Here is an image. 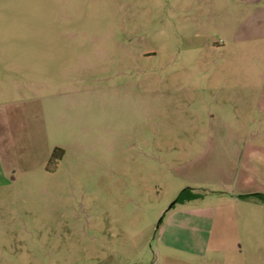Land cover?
Masks as SVG:
<instances>
[{
    "label": "rangeland",
    "instance_id": "1",
    "mask_svg": "<svg viewBox=\"0 0 264 264\" xmlns=\"http://www.w3.org/2000/svg\"><path fill=\"white\" fill-rule=\"evenodd\" d=\"M247 1L0 0V101L32 77L45 107L25 156L1 129L0 264H264V203L236 197L264 194Z\"/></svg>",
    "mask_w": 264,
    "mask_h": 264
},
{
    "label": "crops",
    "instance_id": "2",
    "mask_svg": "<svg viewBox=\"0 0 264 264\" xmlns=\"http://www.w3.org/2000/svg\"><path fill=\"white\" fill-rule=\"evenodd\" d=\"M255 1V0H253ZM247 3H253L251 1H247ZM32 77L30 79H25V82L23 85H17L15 84L14 87L12 88V94L14 95H19V100H13L11 102H7L6 100H1L0 101V107L1 106H6L9 104H16L17 108L20 109L21 111V115H16V113L10 117H0V140H1V129H6L9 128L11 129V132H13L16 135V139L14 141H16V145L15 148L16 150H18L19 154L24 155L25 153L23 152V145L25 143V138L23 136V131L22 130H26V131H30L29 135L34 139H37V134H38V130H39V122H37L36 117H34V115H37L39 113V115L44 118V112H45V107L43 106V97H41L36 89V85L33 84L32 82ZM1 93V92H0ZM16 110V107H15ZM26 118L27 116V120L24 118ZM35 118L36 122H31V119ZM46 121L44 120V123ZM38 123V124H37ZM33 129H32V126ZM21 130V135L18 137L17 136V132ZM5 136H8V133H4ZM29 144V141H28ZM1 145V143H0ZM18 145V147H17ZM46 152L50 153V150H46ZM47 155V157H48ZM25 156V155H24ZM1 159V158H0ZM26 160V159H25ZM46 160V159H45ZM44 163H41V167H45V161ZM10 161H7V163H9ZM44 165V166H43ZM11 170L10 172H18L21 171V168H14L13 166H11ZM27 171V170H24ZM7 173H5V167L2 163V161H0V176H2L3 178H6Z\"/></svg>",
    "mask_w": 264,
    "mask_h": 264
},
{
    "label": "trees",
    "instance_id": "3",
    "mask_svg": "<svg viewBox=\"0 0 264 264\" xmlns=\"http://www.w3.org/2000/svg\"><path fill=\"white\" fill-rule=\"evenodd\" d=\"M62 154H63V151L58 148H55L52 151L50 158L48 160L47 166H46L47 172L53 173L55 171L56 166L58 162L60 161ZM202 197H203L202 193L198 191H194L193 189H190V188H185L182 191H180V193L177 195L176 199L171 205V208L175 204L183 205L187 202H191V201L200 199ZM236 197L240 200L255 199V200L260 201L261 203H264V194H260V193L240 194V195H237Z\"/></svg>",
    "mask_w": 264,
    "mask_h": 264
}]
</instances>
